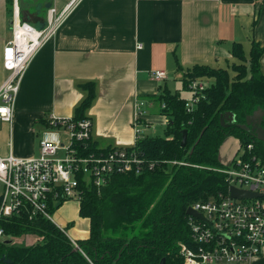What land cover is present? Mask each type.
I'll use <instances>...</instances> for the list:
<instances>
[{"label": "crops", "instance_id": "obj_1", "mask_svg": "<svg viewBox=\"0 0 264 264\" xmlns=\"http://www.w3.org/2000/svg\"><path fill=\"white\" fill-rule=\"evenodd\" d=\"M69 1L0 0V86L8 74L3 49L12 38L15 9L43 29L48 9L61 10ZM253 37L264 46V0H76L29 64L13 121H0V154L39 155L48 118L75 117L87 82L95 83L96 96L85 115L100 148L133 146L138 130L157 136L154 131H165L168 117L148 99L169 89L172 78L182 81L194 64L232 62L233 43L241 42L245 51L248 43L250 51ZM261 68L264 72V55ZM157 70L167 77L156 80ZM138 100L145 102L139 116ZM248 264H264V248Z\"/></svg>", "mask_w": 264, "mask_h": 264}, {"label": "trees", "instance_id": "obj_2", "mask_svg": "<svg viewBox=\"0 0 264 264\" xmlns=\"http://www.w3.org/2000/svg\"><path fill=\"white\" fill-rule=\"evenodd\" d=\"M231 53L236 60L231 66L194 64L184 72L185 90H190L191 80L212 79L192 108L169 89L148 99L168 117L165 133L140 135L127 148L153 162V169L115 175L101 188L80 177L79 214L90 220L88 238L75 240L76 246L52 219L22 210L0 221L6 234L0 240V264H159L163 257L167 264H186L179 243L193 247L187 209L228 190L227 175L218 170L225 166L220 159L223 143L236 137L241 148L253 144V153L264 162V142L238 126L258 108L264 110V46L253 37L249 53L238 41ZM83 87L87 95L77 108V119L87 117L85 111L96 96L94 82ZM228 111L235 113L236 122L224 126L221 115ZM183 130L188 131L185 147ZM89 145L92 151L102 150L93 138ZM66 200L50 199V214ZM30 234L37 236L34 243L15 242Z\"/></svg>", "mask_w": 264, "mask_h": 264}, {"label": "built area", "instance_id": "obj_3", "mask_svg": "<svg viewBox=\"0 0 264 264\" xmlns=\"http://www.w3.org/2000/svg\"><path fill=\"white\" fill-rule=\"evenodd\" d=\"M76 0L69 1L61 10L48 9L47 25L39 29L23 20L15 9L12 19V38L3 49V65L8 75L0 86V121L14 119L16 99L32 59L39 49L57 32ZM156 80H163V70L153 72ZM192 97L186 100L190 109L199 100V92L206 81L189 82ZM144 101H137V116L142 114ZM92 120L90 117L61 118L52 114L42 131L39 155L29 158L12 152L0 154V221L4 217L26 210L31 216L41 213L52 219L48 210L50 199L77 198L81 176L98 188L115 175L142 173L153 169L137 150L114 146L108 150H91ZM141 132L138 130V137ZM253 144L243 147L237 156L222 167L227 175L228 190L191 207L206 221L189 215L193 247L180 242V253L186 264L236 263L248 264L264 248V162L253 153ZM173 164L184 162L171 161ZM234 186L255 193L249 198H235L230 194ZM259 195V196H258ZM53 220V219H52ZM69 237L66 229L57 224ZM6 237L0 227V240ZM77 245L76 241L72 239Z\"/></svg>", "mask_w": 264, "mask_h": 264}, {"label": "rangeland", "instance_id": "obj_4", "mask_svg": "<svg viewBox=\"0 0 264 264\" xmlns=\"http://www.w3.org/2000/svg\"><path fill=\"white\" fill-rule=\"evenodd\" d=\"M246 51H249V44L246 43ZM236 61L232 60L230 65L222 63V67L231 66V64ZM231 74H235L231 71ZM8 75V74H7ZM169 89L173 92L179 91L181 96L189 99L192 97V92L190 90H184L182 81L176 78H172L168 81ZM206 83L209 86L212 83V79H206ZM155 108H158L155 106ZM152 132V131H151ZM157 132V133H156ZM155 134L163 135L165 131H154ZM152 134V133H149ZM240 147V141L236 137L228 138L222 145L220 150L221 161L224 165H228L237 154L243 149ZM53 221L64 227L67 233L74 238L87 237L89 235L90 220L88 218L79 215V200L77 198H70L66 200L60 207L55 209L51 213ZM24 238H16L15 242L18 244H32L37 240L36 235H26Z\"/></svg>", "mask_w": 264, "mask_h": 264}, {"label": "water", "instance_id": "obj_5", "mask_svg": "<svg viewBox=\"0 0 264 264\" xmlns=\"http://www.w3.org/2000/svg\"><path fill=\"white\" fill-rule=\"evenodd\" d=\"M263 119H264V110L262 108H258L252 114L247 116L245 123L238 124V126L252 133L254 136H256L257 139L264 142V127L262 125ZM221 122H222V125L224 126H229L235 123L236 122L235 113L230 112V111L223 113L221 115ZM187 142H188V131L183 130V139H182L181 145L185 147L187 145ZM230 194L232 197H235V198H249V197L256 196L255 193L251 191L238 189L234 186L230 187ZM187 214L206 221V219L202 216V214L196 211L195 209H193L192 207H189L187 209ZM12 241L13 240L10 239V240H7L6 242L11 243ZM159 264H167L166 258L163 257Z\"/></svg>", "mask_w": 264, "mask_h": 264}]
</instances>
